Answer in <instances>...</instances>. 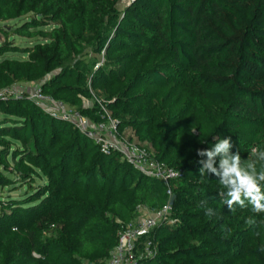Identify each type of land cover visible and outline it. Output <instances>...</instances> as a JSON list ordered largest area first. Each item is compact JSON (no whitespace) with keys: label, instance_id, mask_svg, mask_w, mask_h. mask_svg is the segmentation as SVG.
<instances>
[{"label":"trees","instance_id":"trees-1","mask_svg":"<svg viewBox=\"0 0 264 264\" xmlns=\"http://www.w3.org/2000/svg\"><path fill=\"white\" fill-rule=\"evenodd\" d=\"M122 1L0 0V23L25 19L11 35L8 27H0V34L35 40L27 49L8 41L0 46V92L16 82L40 83L46 96L95 123L104 121L100 106L83 104L102 101L121 131L136 128L159 162L182 173L171 185L174 224L152 232L157 254L138 264H239L235 239L247 232L227 236L221 223L203 221L210 217L207 208L231 217L252 206L246 201L231 212L219 194L220 178L199 174L207 157L197 155L231 137L227 133L236 127L215 123L208 135L199 133L197 147L183 149L166 119L125 118L137 104L131 93L138 82L163 89L170 81L166 72L176 69L237 124L264 122V0H134L120 13ZM87 50L128 63L122 67L128 83L114 81L117 69L109 65L94 72V64L83 61ZM9 53L23 57L10 59ZM104 81L116 88L102 100L92 89ZM0 117V264H107L139 208L157 213L168 205L164 182L118 155L103 154L85 134L28 97L0 98ZM231 142L244 152L236 139ZM214 159L219 168L220 157ZM22 189L26 193L18 198L4 197L6 190ZM244 255L247 264H264V250Z\"/></svg>","mask_w":264,"mask_h":264},{"label":"rangeland","instance_id":"rangeland-1","mask_svg":"<svg viewBox=\"0 0 264 264\" xmlns=\"http://www.w3.org/2000/svg\"><path fill=\"white\" fill-rule=\"evenodd\" d=\"M127 6L128 4L123 0L118 6L119 12L122 13ZM24 20L25 19L8 23H0V27H8L7 32L11 35V29H14L17 25L22 24ZM50 29L51 27L41 30L49 31ZM6 41H8L10 46H14L19 49L31 48L35 44V40L28 41L17 36H10L6 39L2 34H0V46ZM84 54L88 55H84L86 58L84 57L83 61H85L86 65L94 64V72L103 65H109V67L117 69L115 75L113 76L114 81L120 80L121 85L128 83V79L125 82L123 78L122 69L123 65L127 66L128 63H123V59L115 57L107 58L105 53L96 55L88 50ZM7 57L10 59H21L23 56L20 54L14 55L13 53H9L7 54ZM1 61L2 57L0 56V62ZM159 62L166 65L168 63L162 62V60H159ZM166 73H168L167 75H169L170 81L168 86L163 89L157 88L150 83L149 80L138 82L136 84L135 90L132 91L131 96L136 97L137 104L126 116V121H140L147 119L152 114H155L161 120L166 119L169 122L171 130L177 135L180 143L179 145H181L180 147L183 149L189 145L197 147L200 143L199 133H205L208 135L209 127L215 123L225 122L236 127L234 133L229 132L227 135L236 139L240 145H243L242 148H245L244 152H239L242 158L241 166L246 167L247 163H255L258 171L264 167V161L261 160L259 152L255 156H251V152H247L249 149L252 151L253 148L264 151V122L237 124L232 116L220 106L203 100L200 92L190 85L186 81L184 75L179 73L178 70L171 69V71H167ZM38 86H41L40 83L16 82L13 85V88L32 91ZM112 86L116 88L115 83L106 85L105 81L101 82L97 89H92V93L93 95L97 94L98 97L103 100L106 95L111 93ZM114 97L113 101H116L117 96ZM94 103L95 100H86L84 101L83 108H93ZM0 121H2L1 117ZM118 131L122 139L145 147L154 153V148L151 142L149 140L142 142L136 128L128 126L126 129L122 131L118 129ZM229 151L231 153H236L235 148H231ZM246 159L249 160L245 161ZM37 183L41 184L40 182ZM25 193V189L12 194H9L8 190H6L4 191V197H8L10 195L13 198H18ZM203 222H209L211 223V226L221 223L228 233L227 236H232L235 235V233L242 231L247 232L246 237H243L242 239H235L237 247L240 251L239 260L241 261H239L240 263L238 262L239 264H247V260L244 255L246 250H264V212L256 213L253 212V210H238L231 217H223L215 213L214 215L206 218Z\"/></svg>","mask_w":264,"mask_h":264},{"label":"built area","instance_id":"built-area-1","mask_svg":"<svg viewBox=\"0 0 264 264\" xmlns=\"http://www.w3.org/2000/svg\"><path fill=\"white\" fill-rule=\"evenodd\" d=\"M134 0H124L130 5ZM28 97L46 113L73 125L85 134L107 155H118L122 161L134 167L143 175L160 180L168 187L169 203L160 212L153 213L145 208L138 209L137 218L119 234L117 246L112 250L107 264H138L143 259L153 258L157 254L151 240L152 232L161 224L173 225L171 219L173 198L171 185L182 173L159 162L149 149L121 138L119 123L108 113L102 101L95 99L104 113V121L95 123L81 115L77 108L55 101L42 92L41 86L32 91L7 88L0 92V98Z\"/></svg>","mask_w":264,"mask_h":264},{"label":"clouds","instance_id":"clouds-1","mask_svg":"<svg viewBox=\"0 0 264 264\" xmlns=\"http://www.w3.org/2000/svg\"><path fill=\"white\" fill-rule=\"evenodd\" d=\"M194 131V130H193ZM231 137L218 139L211 149H198V156H206L207 160H201L202 167L199 169L201 176L214 174L219 177V183L224 191L219 194L225 199L223 203L227 205L231 212L235 211V205L246 207V201L252 206L253 212H264V167L257 170L255 163H247L246 167L241 166V155L239 152L231 153ZM260 153V158L264 161V151L253 148L251 156ZM219 156V168L214 167L215 157ZM250 159V158H249ZM246 159L245 161H248ZM202 207L207 206L206 201L201 202ZM207 215L215 213L211 208H207Z\"/></svg>","mask_w":264,"mask_h":264},{"label":"water","instance_id":"water-1","mask_svg":"<svg viewBox=\"0 0 264 264\" xmlns=\"http://www.w3.org/2000/svg\"><path fill=\"white\" fill-rule=\"evenodd\" d=\"M174 201H175V197L172 198V200H171V205L174 204Z\"/></svg>","mask_w":264,"mask_h":264}]
</instances>
